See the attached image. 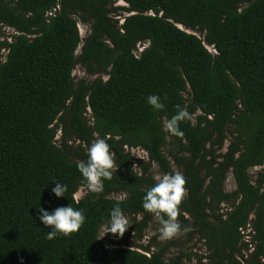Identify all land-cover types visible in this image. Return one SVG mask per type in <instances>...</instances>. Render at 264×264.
<instances>
[{"label":"trees","instance_id":"obj_1","mask_svg":"<svg viewBox=\"0 0 264 264\" xmlns=\"http://www.w3.org/2000/svg\"><path fill=\"white\" fill-rule=\"evenodd\" d=\"M120 1L126 7L0 0V25L14 31L0 40V264H188L182 252L166 260L165 248L99 238L117 203L141 217L129 230L142 238L156 218L142 207L155 183L150 170L174 173L171 161L187 189L177 219L207 249L198 264H264V0ZM77 66L95 78L75 79ZM177 106L190 117L179 122L182 136L166 127ZM97 138L117 170L103 192L76 200L85 186L77 165ZM230 172L235 189L226 192ZM57 182L66 197L52 193ZM69 204L84 224L49 239L37 207Z\"/></svg>","mask_w":264,"mask_h":264},{"label":"clouds","instance_id":"obj_2","mask_svg":"<svg viewBox=\"0 0 264 264\" xmlns=\"http://www.w3.org/2000/svg\"><path fill=\"white\" fill-rule=\"evenodd\" d=\"M142 51L139 50V52ZM146 102L155 110L162 111L164 104L157 95H149ZM178 111L167 121V129L176 136H182L179 122L188 119L186 109L177 106ZM83 183L87 190L93 193H101L104 190V181L111 180L113 172H116L114 154L106 139L97 138L90 144L87 150V159L77 165ZM186 180L182 173H165L156 178V182L142 197L143 209L158 218L160 223V239L168 240L178 236L181 231V223L178 221L179 208L184 200L187 189ZM67 185L57 182L52 188V193L57 198L66 197ZM39 220L45 227L51 230L46 233L49 239L57 236L70 237L84 224L86 217L83 210L74 208L71 204L57 207L51 212L42 207H37ZM130 226L122 208L117 203L109 213L107 221V234L122 237ZM186 230V229H183Z\"/></svg>","mask_w":264,"mask_h":264},{"label":"rangeland","instance_id":"obj_3","mask_svg":"<svg viewBox=\"0 0 264 264\" xmlns=\"http://www.w3.org/2000/svg\"><path fill=\"white\" fill-rule=\"evenodd\" d=\"M115 7H126V5L120 1V0H115L114 5ZM122 17L127 16L128 14L121 12ZM115 19H117V17H114ZM122 19L119 20V23H121ZM89 33V26L86 24H79V34L81 36V38H85L87 36V34ZM14 34V31L12 29H8L5 27H2L0 25V40H7L10 41L11 40V36ZM142 47H138L137 50V54L139 53V50H141ZM208 50L211 53H214L213 50L211 48H208ZM80 53V48L77 50V54ZM1 54L5 55V52ZM73 76L75 79H85L88 81H92L95 77L93 76H88L85 75L83 70L81 69L80 66H77L75 68V70L73 71ZM105 80V78H103ZM185 98H187L188 96L185 94L184 95ZM59 136V135H58ZM58 139V137H57ZM230 140V135L227 136V140L224 144V148L222 149L221 152H224L228 143ZM170 150V147L167 146L164 150L165 155L168 154ZM131 156H133L134 158H145V153L142 152L141 150H131L130 151ZM171 167L175 172H180L173 164V162L171 161ZM259 170V168H253L252 170H250V175L255 178V174L256 172ZM151 176L153 177V179L156 182V178L159 176H162V174L160 173V171L158 170V168L154 165L151 170H150ZM224 189L226 192H232L235 189V183H234V179L232 177L231 172L227 175L225 184H224ZM88 192L86 186L82 187L79 189V191L76 193L75 195V199L79 200L82 197H84ZM111 198L113 199H123L124 196L123 195H112ZM224 208H227L226 206L223 205ZM127 220L130 224V226L132 224L138 223L141 220V217L138 216L136 218H134V220H132L131 217H127ZM129 226V227H130ZM126 230V232L124 233V235L122 237H117L114 236L112 234H107V225L103 226L100 230L99 233V238L102 240V242L106 245V246H111L113 245V243L116 242H124L126 245L131 246L133 244L135 245H143V246H152L153 250H158L161 248H165L166 254H165V259L169 260L170 258L177 256L178 253L182 252L187 254L188 256H190L192 258V261H190L188 264H198V258L199 257H203V256H207V249L206 246L204 245V241L201 239L200 234L198 233L197 230L190 228L187 224L186 225H182V231L181 233L176 236L173 237L171 239L168 240H161L160 239V232H159V228H160V223L159 220L157 218H153L149 224L147 225V227L142 231V238L140 240H138L137 238V233L136 231L133 230ZM186 229V230H183ZM248 230L244 232V235L248 234ZM207 259L202 260V263H206Z\"/></svg>","mask_w":264,"mask_h":264},{"label":"built area","instance_id":"obj_4","mask_svg":"<svg viewBox=\"0 0 264 264\" xmlns=\"http://www.w3.org/2000/svg\"><path fill=\"white\" fill-rule=\"evenodd\" d=\"M49 16H51V14H49Z\"/></svg>","mask_w":264,"mask_h":264}]
</instances>
